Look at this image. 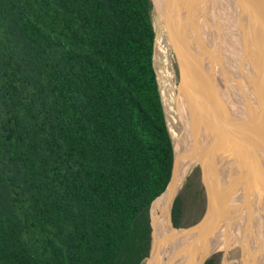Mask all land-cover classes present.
Segmentation results:
<instances>
[{
  "label": "trees",
  "instance_id": "obj_1",
  "mask_svg": "<svg viewBox=\"0 0 264 264\" xmlns=\"http://www.w3.org/2000/svg\"><path fill=\"white\" fill-rule=\"evenodd\" d=\"M153 11L152 0H0V264L149 257L151 205L174 162ZM182 214L178 194L175 227Z\"/></svg>",
  "mask_w": 264,
  "mask_h": 264
},
{
  "label": "bare ground",
  "instance_id": "obj_2",
  "mask_svg": "<svg viewBox=\"0 0 264 264\" xmlns=\"http://www.w3.org/2000/svg\"><path fill=\"white\" fill-rule=\"evenodd\" d=\"M233 1L220 0L222 9L219 4L210 2L207 9L209 38L202 52L206 55L204 60L208 58L211 67L220 54L219 60L223 66H220L218 75H214L220 80L218 84L214 85L216 79L213 77V83L206 81L209 88L202 97L196 94V77L192 73L194 60L188 65L184 80L186 84L178 98L184 103V108L182 111L177 105L175 125H178V131L176 134L171 132L173 174L167 189L151 205L152 257L144 264H203L221 250L226 252L224 264H231L228 261L230 254H245L247 242L244 244L242 240L246 237L255 238L254 233L260 241L264 240V69H261V61L258 65L255 62V46L251 37L243 31L248 24L243 0H237L235 8L229 10ZM197 2L202 5L204 0ZM168 3L169 0H163L162 12L165 13ZM186 3L179 14L182 22L187 21L188 7L193 2ZM214 13L211 23V14ZM190 38L187 47L193 44L197 50L201 46L198 45L199 40L195 35ZM155 41L157 46H162L160 32L156 34ZM228 43L230 56L223 51ZM194 54L197 55L194 52L191 57ZM233 57L234 66L229 69V77L223 83V67L230 68ZM213 69L215 71V67ZM205 153L211 154L208 174L215 181L210 190L206 214L195 226L174 227L171 223L173 200L181 189L185 174ZM255 206L258 218L254 227L247 230L244 226H248ZM237 242L239 245H234ZM249 260L246 254L240 261L241 264H251ZM255 261V264H264V256L260 254Z\"/></svg>",
  "mask_w": 264,
  "mask_h": 264
},
{
  "label": "rangeland",
  "instance_id": "obj_3",
  "mask_svg": "<svg viewBox=\"0 0 264 264\" xmlns=\"http://www.w3.org/2000/svg\"><path fill=\"white\" fill-rule=\"evenodd\" d=\"M185 1L187 3H189V1L193 3L190 6L188 5L189 6L188 7L189 17L187 18L188 29H189L187 33L188 36L186 37L184 33H182L183 38L181 37L182 39L181 50L186 60V63L183 66L184 68L182 67L183 63L181 64V60L183 59V54L177 53L172 43L165 36L163 28H161L162 27L161 25L165 26V24H163V21H162V19L164 18V12H162L163 5L161 4L163 0H154L155 6H154V11H153V20H154L156 34L160 32L161 37L163 39L162 46H157L156 41H155L154 64H155V68H156L157 75H158V82H159V87L161 91L162 101L164 104L167 124L170 130V133L174 132V134H176V132L178 131L177 130L178 125H175L177 105H179L180 109L183 110V102L181 99H178V98H179L181 89L186 84L184 80L187 74L188 65L192 63L194 60L195 66H194V69L192 70L193 71L192 73H193V76L196 77L194 81L196 87L195 86L194 87L196 88V90H198V91H195V93L196 94L198 93V95H200L201 97L204 91L207 90V87L209 88L208 85L211 84L210 82L212 83L214 82V80L216 79V76L219 73L220 68L223 66L222 63L220 62L221 60H219V55H220L219 54L216 60V63L215 62L213 63V67H215V71H214L213 67H211L210 63L208 62V58L207 60H204V57L206 58V55L204 56V52H202V50L206 48L205 42L208 41L207 39L209 38V32H208L209 30H207L210 25L209 20H208L209 14L207 12L208 6L210 5V2L213 5L214 3H217L220 5V2H219L220 0H211V1L204 0V3L202 5H200V2L198 3L197 0H184V3ZM236 1L237 0L233 1L232 5L229 7L230 8L229 10H233L235 8ZM237 4H239V2ZM239 8L240 6L238 7V10ZM221 9H222V6H221ZM189 11H190V15H189ZM214 15L215 13L211 14V23L213 22ZM167 30L170 33H172V28L167 27ZM191 35L196 36L197 40H199L198 45H201L200 46L201 48L198 46L197 47L198 49L196 50V47H194L193 44H191L189 48L187 47V42L190 43L191 41V38H192V37L190 38ZM186 49H187V53H186ZM229 49H230V46L228 43L225 45L223 49L224 52L225 51L227 52V56L231 55V53L229 52ZM194 52L197 55L194 54V56L191 57V53H194ZM224 52H221V53L223 54ZM233 66H234V57H233V65L230 66V68L223 67V70H224L223 83H226V80L229 77V74H228L229 69H232ZM201 68L204 70H202ZM207 77H210L211 80H209ZM206 81L209 82V84L207 82L208 85H206ZM219 81L220 80L216 79L214 82V85L218 84ZM169 85L171 88L169 87ZM167 96L170 99L167 98ZM171 136L173 137V133H171ZM227 138H226L227 140H230V137H227ZM221 150H224V148H222ZM205 154L206 155H203L200 159H198L197 161L198 163L195 164L191 170L189 169L188 172L185 174L183 184L181 186L180 191L178 192L179 194H181V197L183 200V214L181 218V223H182L181 227L195 226L197 223L203 220L206 214L208 201L211 195L210 190L212 189L211 187L213 186V183L215 181L214 179L211 178V175L209 176L208 174V169L210 167L209 159H210L211 154H207V153ZM209 177L212 179V181L211 179H209ZM150 217H151V209H150ZM257 218H258V209L255 206L254 209L252 210V215H250L248 226H244L245 229L248 230L250 228H253L256 223ZM253 236L255 238L246 237L244 240H242L244 244H246L247 242V245H245L246 246L245 252L243 251L245 254L243 255H239V253L237 255L234 253L230 254V256L228 257V261L231 264H241L240 260L246 254L248 255V257H250L249 262L251 264L256 263L255 259H257V256H259L260 254L264 256V240L260 241L259 238H257L258 236L255 235L254 233H253ZM262 243H263V247L261 248ZM152 245H153V239H152L151 248H150L151 251L153 247ZM234 245H239V242H237V244H234ZM151 251L147 259L152 257ZM225 255H226L225 250H221L218 253L211 255L208 259L212 260L211 264H224L225 257H226ZM146 260L142 264L146 263Z\"/></svg>",
  "mask_w": 264,
  "mask_h": 264
},
{
  "label": "water",
  "instance_id": "obj_4",
  "mask_svg": "<svg viewBox=\"0 0 264 264\" xmlns=\"http://www.w3.org/2000/svg\"><path fill=\"white\" fill-rule=\"evenodd\" d=\"M152 2H153V5L155 6L154 0H152ZM183 5H184V0H169V3L165 7V10L163 9L165 11L164 18L162 19L163 24H165L163 30H164L165 36L172 43V45L174 46L178 54H183L181 50V44H182L181 37L183 38L182 33L183 31H185L184 35H186L189 31L188 22L187 21L182 22L180 15H179L180 12L183 11L182 10ZM242 5L244 8L245 17L248 23L247 28H245V30L243 31H246L247 35L251 37L250 39L255 46V50L257 51V54H256V51L253 50L255 53V62H257V65H258V63H260L261 61V69H264V0H243ZM167 26L172 28V33H170L167 30ZM182 63H183L182 65L183 67L186 63L184 54H183V59L181 60V64ZM173 169H174V162H173ZM173 169H172V174H173ZM171 178H172V175H171ZM178 194L179 193H177V195ZM171 211H172V207H171ZM151 237H152V232H151Z\"/></svg>",
  "mask_w": 264,
  "mask_h": 264
},
{
  "label": "flooded vegetation",
  "instance_id": "obj_5",
  "mask_svg": "<svg viewBox=\"0 0 264 264\" xmlns=\"http://www.w3.org/2000/svg\"><path fill=\"white\" fill-rule=\"evenodd\" d=\"M183 108H184V103H183ZM183 111V110H182ZM150 264V263H149Z\"/></svg>",
  "mask_w": 264,
  "mask_h": 264
}]
</instances>
